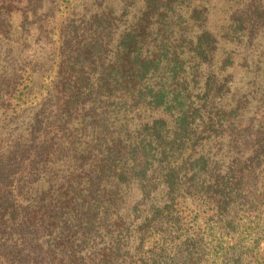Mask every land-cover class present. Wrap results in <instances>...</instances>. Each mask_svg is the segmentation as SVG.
Listing matches in <instances>:
<instances>
[{
	"label": "trees",
	"instance_id": "1",
	"mask_svg": "<svg viewBox=\"0 0 264 264\" xmlns=\"http://www.w3.org/2000/svg\"><path fill=\"white\" fill-rule=\"evenodd\" d=\"M83 1L0 0V264H264V0Z\"/></svg>",
	"mask_w": 264,
	"mask_h": 264
},
{
	"label": "rangeland",
	"instance_id": "2",
	"mask_svg": "<svg viewBox=\"0 0 264 264\" xmlns=\"http://www.w3.org/2000/svg\"><path fill=\"white\" fill-rule=\"evenodd\" d=\"M81 1H83V0H80V2ZM61 2H62V5L63 6H66V5H68L69 4V0H61ZM79 2V3H80ZM84 2V1H83ZM50 5H53V4H50ZM79 7L82 9L83 8V5H79ZM258 45V44H257ZM260 45H261V43H260ZM258 46V49H260L261 51L262 50H264V46L262 47V46ZM262 67H263V70H264V63H262V65H261ZM240 75H242V72L240 73H238V75H236V76H240ZM244 75H242V77H243ZM241 77V78H242ZM239 79L238 81L240 82V83H238L237 84V87L240 89L239 90V95L241 96V95H244L245 94V92H248L249 90H246V88H245V86H246V84H247V82L248 81H250L251 80V78H247V79ZM254 88V89H256L257 90V88H258V93H259V95L260 94H262V92H263V89H264V82H261L259 79H257V80H255V82H254V84L253 85H251V87L250 88ZM262 248H263V252H264V243H263V245H262Z\"/></svg>",
	"mask_w": 264,
	"mask_h": 264
}]
</instances>
